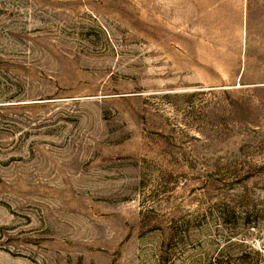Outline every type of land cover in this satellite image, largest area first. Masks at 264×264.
<instances>
[{"label": "rangeland", "instance_id": "374dc122", "mask_svg": "<svg viewBox=\"0 0 264 264\" xmlns=\"http://www.w3.org/2000/svg\"><path fill=\"white\" fill-rule=\"evenodd\" d=\"M0 264H264V0H0Z\"/></svg>", "mask_w": 264, "mask_h": 264}]
</instances>
